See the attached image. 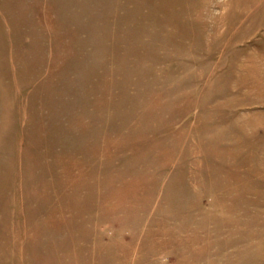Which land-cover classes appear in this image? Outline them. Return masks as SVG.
Wrapping results in <instances>:
<instances>
[{
  "label": "rangeland",
  "instance_id": "rangeland-1",
  "mask_svg": "<svg viewBox=\"0 0 264 264\" xmlns=\"http://www.w3.org/2000/svg\"><path fill=\"white\" fill-rule=\"evenodd\" d=\"M0 264H264V0H0Z\"/></svg>",
  "mask_w": 264,
  "mask_h": 264
}]
</instances>
